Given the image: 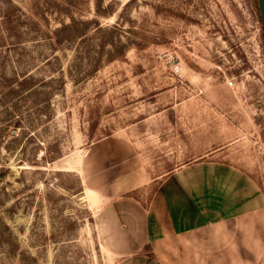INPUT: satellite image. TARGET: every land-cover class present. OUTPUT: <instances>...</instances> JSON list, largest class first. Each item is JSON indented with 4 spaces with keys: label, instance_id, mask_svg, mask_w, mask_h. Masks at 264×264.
Wrapping results in <instances>:
<instances>
[{
    "label": "rangeland",
    "instance_id": "rangeland-1",
    "mask_svg": "<svg viewBox=\"0 0 264 264\" xmlns=\"http://www.w3.org/2000/svg\"><path fill=\"white\" fill-rule=\"evenodd\" d=\"M201 155L264 198L257 0H0V264H135L102 195Z\"/></svg>",
    "mask_w": 264,
    "mask_h": 264
},
{
    "label": "crops",
    "instance_id": "crops-1",
    "mask_svg": "<svg viewBox=\"0 0 264 264\" xmlns=\"http://www.w3.org/2000/svg\"><path fill=\"white\" fill-rule=\"evenodd\" d=\"M203 158H188L159 180L137 159V178L114 182L109 189L117 192L102 195L113 204L107 214L119 215L117 238L135 264H264L259 186L238 166ZM152 182L147 199L128 196Z\"/></svg>",
    "mask_w": 264,
    "mask_h": 264
},
{
    "label": "water",
    "instance_id": "water-1",
    "mask_svg": "<svg viewBox=\"0 0 264 264\" xmlns=\"http://www.w3.org/2000/svg\"><path fill=\"white\" fill-rule=\"evenodd\" d=\"M257 7H258L261 27L264 35V0H257Z\"/></svg>",
    "mask_w": 264,
    "mask_h": 264
},
{
    "label": "trees",
    "instance_id": "trees-1",
    "mask_svg": "<svg viewBox=\"0 0 264 264\" xmlns=\"http://www.w3.org/2000/svg\"><path fill=\"white\" fill-rule=\"evenodd\" d=\"M1 180H2V177H1Z\"/></svg>",
    "mask_w": 264,
    "mask_h": 264
}]
</instances>
